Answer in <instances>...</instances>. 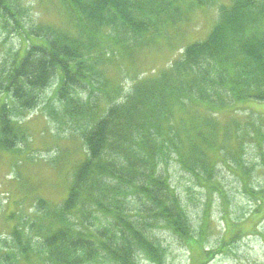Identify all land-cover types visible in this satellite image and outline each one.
Listing matches in <instances>:
<instances>
[{
  "label": "trees",
  "instance_id": "16d2710c",
  "mask_svg": "<svg viewBox=\"0 0 264 264\" xmlns=\"http://www.w3.org/2000/svg\"><path fill=\"white\" fill-rule=\"evenodd\" d=\"M181 1L62 0L71 33L26 29L17 1L0 0L11 30L45 42L0 58V150L20 153L28 135L23 118L57 80L50 116L76 128L84 152L66 199L39 200L30 229L14 228V247L0 252V264H167L152 229L166 227L182 240L194 232L171 180L172 162L189 176L187 189L222 199L221 173L232 172L257 204L251 216L262 212L264 187L252 183L264 167V126L234 116L225 124L219 115L241 101L264 102V0L221 4L206 40L188 45L157 76L134 82L119 100L99 69L111 57L105 46L131 59L181 22ZM219 1L196 0L193 8ZM97 94L108 97L104 109ZM252 147L261 167L248 158ZM259 225L255 234L237 233L218 251L205 250L203 264L246 236H260Z\"/></svg>",
  "mask_w": 264,
  "mask_h": 264
},
{
  "label": "rangeland",
  "instance_id": "374dc122",
  "mask_svg": "<svg viewBox=\"0 0 264 264\" xmlns=\"http://www.w3.org/2000/svg\"><path fill=\"white\" fill-rule=\"evenodd\" d=\"M15 1L14 8L24 11L22 19L26 29L40 25L74 32L70 11L62 0ZM195 3L196 0H182L183 20L163 29L154 44L136 51L131 59L121 55L114 47H104L111 57L99 69L105 73L107 85L119 90L111 95L114 100L127 93L134 82L155 77L170 68L188 45L206 40L218 18L220 5L229 4V0H220L204 9L193 8ZM8 24V18L0 17V58L14 56L26 49L28 44H45L36 38L27 41L11 30ZM58 84L57 80L53 81L42 93L38 107L23 118L28 135L26 142L17 147L20 153L0 150V252L13 249L11 235L15 227L30 229L39 200L59 205L66 199L75 170L84 156L81 136L74 132L76 128L69 123L55 122L50 116V106L56 103ZM107 98L96 95L95 99L100 100V109L107 106ZM230 110L236 112L220 113L222 123L227 124L234 116L241 122L255 120V123L264 126V102L241 101L232 104ZM202 113H207L205 108ZM248 158L254 165L259 163L257 167L262 166L255 147L251 148ZM263 172L262 166L253 173L252 187L257 190L258 186L264 187ZM220 178L225 187V197L222 199L217 194L206 196L203 189H187L192 184L189 176L181 171L176 162H172L171 180L194 232L190 238L182 240L166 227L152 229L153 235L165 247L167 264H203L205 250L218 251L237 233L252 234L258 223L260 236L244 237L228 250H222L207 264H264V209L251 216L257 204L247 190L241 188L235 175L223 170ZM205 204L209 206L205 207ZM204 212L209 216L206 222ZM141 264L153 263L142 260Z\"/></svg>",
  "mask_w": 264,
  "mask_h": 264
}]
</instances>
